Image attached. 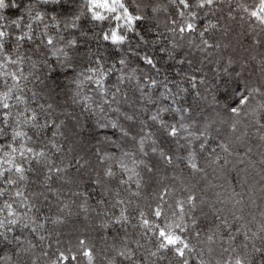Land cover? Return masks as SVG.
Segmentation results:
<instances>
[{"label": "snow or ice", "instance_id": "snow-or-ice-1", "mask_svg": "<svg viewBox=\"0 0 264 264\" xmlns=\"http://www.w3.org/2000/svg\"><path fill=\"white\" fill-rule=\"evenodd\" d=\"M0 264H264V0H0Z\"/></svg>", "mask_w": 264, "mask_h": 264}, {"label": "trees", "instance_id": "trees-1", "mask_svg": "<svg viewBox=\"0 0 264 264\" xmlns=\"http://www.w3.org/2000/svg\"><path fill=\"white\" fill-rule=\"evenodd\" d=\"M248 2H249V3H251V2H252V0H248ZM234 27H235V26H234ZM237 31H239V29H237Z\"/></svg>", "mask_w": 264, "mask_h": 264}]
</instances>
